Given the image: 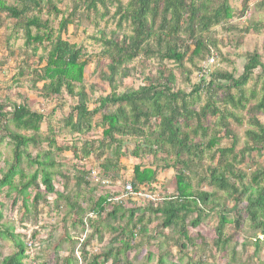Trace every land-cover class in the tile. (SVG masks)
<instances>
[{"label": "rangeland", "instance_id": "rangeland-1", "mask_svg": "<svg viewBox=\"0 0 264 264\" xmlns=\"http://www.w3.org/2000/svg\"><path fill=\"white\" fill-rule=\"evenodd\" d=\"M0 1L22 8L21 0ZM110 1L106 0V7L99 5L97 12H89L81 0H53L52 4L61 13L56 15L47 5V0H42L40 10L33 9L25 15L49 21L56 32L63 17L74 15V25L68 27L63 38L81 48L85 55L83 60L90 61L85 69L83 82L89 95L90 110L98 107L97 100L100 97L112 93L111 87L102 78L109 65V60L103 54L106 48L102 39L116 37L121 40L124 35L131 34L129 24L123 23L120 28V16L116 14L117 4ZM128 1L122 0V3L126 5ZM244 1L229 0L232 19L199 34L210 49L209 53L205 51L200 56L191 58L194 42L189 39L188 33H181L184 45L182 50L186 51L190 47L183 68L173 62L161 63L158 59L141 57L128 66L131 76L119 83L118 93L137 90L148 83L147 79L159 81L161 72L165 71V79L169 75H173L175 79L172 87L174 92L190 94L203 82H210L216 73H227L239 78L243 74L247 57L251 54L257 53L264 65V8L260 6V0H251L245 9ZM218 5V1L211 3L212 8ZM24 22L25 18L17 21L0 12V179L2 172H6L15 163V146L10 134L28 137L34 135L18 129L9 120L13 108L23 105L44 117L41 130L35 135L37 146H29L19 165L24 179L21 176L15 179L14 185L18 191H10V188L0 190V211L3 214L0 230L18 235L25 243L27 249L24 264H88L93 256L103 252H112L114 256L117 254V264H159L160 260L164 264H264V243L257 251L254 247L255 239L264 240V235L253 228L242 211L238 213L243 215L242 227L236 231L234 223L238 214L234 202L225 193L203 182L208 169L218 163L217 149H230L234 143V155L237 157L235 172L246 177L245 184L251 183L254 173L264 169V152L241 154L248 144L247 132L256 130L252 119L256 118L264 125V112H253L264 94V75L261 69L254 72L252 80L242 90L244 108H235L226 96L229 93L239 97L237 90H224L226 93L218 91V95L214 97L213 102L224 115L234 138L225 137L222 129L219 134L223 137L220 145L211 152L205 149V158L201 161L193 158L191 172L188 174L192 189L210 193L216 202L202 206L204 219L198 228L187 226L190 238L188 241L180 236L179 230L162 229L161 221L149 213L145 214L143 225L133 226L135 219L128 225L127 218L112 220L106 213L92 212L94 205L102 199L108 200L123 194L126 185L133 181V169L136 165L157 171L156 182L152 184L157 188L151 193L154 197L158 195L161 200H129L124 201L123 205L127 209L138 205L146 207L149 204L157 207L165 199L177 196L175 176L180 167L166 168L167 164L173 166L175 158L166 152H158L156 157L143 155L140 160L125 157L121 160L122 170L116 174L105 172L103 166L114 158L109 149L103 154L98 149L104 130L100 123L101 114L96 116L93 130L86 135L71 133L70 128L65 126V121L77 104V98L70 97L65 89L59 97H48L43 93L45 82L39 80V72L45 66L52 45L45 42L41 46L27 47L25 30L22 29ZM33 33L36 34L35 29ZM160 79L164 82L161 77ZM191 99L195 104L193 108L199 111L206 106L210 95L203 89L199 96L194 95ZM111 112L114 111H103L104 114ZM191 125L193 129L196 128V122H191ZM204 125L208 133L204 135L199 132L194 140L206 145L215 130H220L217 128L219 117L210 115ZM145 131V136L126 137L123 150L133 151L136 145L146 147L143 144L150 136L151 127ZM87 149H92L89 156L84 154ZM46 153L51 154L55 165L52 170L55 173L53 185L63 195V199L48 195L40 176L29 188L28 195L19 193L20 184L30 181V177L40 170L35 165L39 155L44 156ZM79 180L84 182L81 181L78 185ZM39 193L44 200L35 202L34 197ZM245 207L246 204L243 203L238 209ZM222 214L227 215L230 223L224 230L222 242H219L216 229ZM193 217L195 216L191 214L189 221ZM230 237L232 240L223 245L224 240ZM121 241L130 244L129 251L125 252ZM15 252L13 242L0 237V264Z\"/></svg>", "mask_w": 264, "mask_h": 264}, {"label": "trees", "instance_id": "trees-1", "mask_svg": "<svg viewBox=\"0 0 264 264\" xmlns=\"http://www.w3.org/2000/svg\"><path fill=\"white\" fill-rule=\"evenodd\" d=\"M41 1L21 0V9L0 1V12L6 13L11 19L17 21L25 18L22 29L25 30V45L27 47L41 46L45 42L52 45L45 60V66L39 72V80L45 82L42 91L48 97H59L65 89L70 97L77 98V104L65 121V126L70 128L71 133L86 135L93 130L96 116L101 114L100 123L104 130L103 140L99 142L98 149L102 151V154L106 149H109L114 158L109 159L103 166L105 172L109 171L116 174L122 170L121 160L125 157L140 160L146 155L156 157L158 152H166L175 158L173 166L167 164L166 168L180 167L175 176L177 196L165 199L157 207L149 204L146 207L138 205L136 208L127 209L123 205L124 201L121 204H116L102 199L94 205V208L91 209L92 212L106 213L112 220L127 218L128 225L135 219L133 226L136 224L143 225L146 218L145 214L149 213L161 221L162 229L179 230L180 236L189 241L187 226L198 228L204 219L202 206L216 202L210 193L192 189L193 186L188 174L191 172L193 158L201 161L205 158V149L211 152L217 145L219 146L223 138L219 135L222 129L225 132V137H233L224 115L213 102L214 97L218 95V91L237 90L240 93L239 97L236 98L229 93L226 96L235 108H244L242 101L245 98L241 94L243 88L252 80L254 72L258 68L264 75V65L260 56L254 53L247 57L243 74L239 78L236 79L227 73H216L210 82L207 84L203 82L202 85L192 91L194 93L190 94L182 91L174 92L172 87L175 79L173 75H169L165 79V71H162L160 76L164 82H161L159 77V81L147 79L148 83L137 90L118 93V88L119 83L131 76V70L128 66L141 57L148 60L158 59L161 63L173 62L183 68L190 47H187L186 51L182 50L184 45L181 33H188L189 39L194 42L191 58L200 56L205 51L209 53L210 49L199 34L208 32L212 27L232 19L229 0H129L126 5L122 3V0H111L110 3L117 4L116 14L120 16V28L123 23L129 24L131 34L124 35L121 40L116 37L110 40L102 39L106 48L103 54L109 60L108 71L103 73L102 78L109 84L112 93L100 97L97 100L98 107L94 110L89 108V95L83 85L85 69L90 61L89 59L83 60L85 55L81 48L63 38L68 27L74 25L72 19L74 15L63 17L56 32L50 26L49 21H43L37 16L25 17L33 9L40 10ZM52 1L47 0V5L56 15L61 14L52 4ZM81 1L89 12H97L99 5L106 7V0ZM213 1L219 2L215 8L211 7ZM250 1H244L245 9ZM260 6L264 8V0H260ZM33 29L36 30V34L33 33ZM203 89L208 92L210 99L205 107L196 111L193 108L195 104L191 98L194 95L199 96ZM254 110L253 112H264V94ZM103 111L114 112L104 114ZM210 115L219 117L217 128L220 130L216 128L217 130L206 145L196 143L194 137L199 132L204 135L208 133L204 123ZM1 116L6 118L3 114ZM43 119L41 114L32 112L26 106L20 105L13 108L9 120L18 129L31 132L34 135L28 137L21 134H10V139L15 146V163L6 172H2L0 190L10 188V191L13 189L18 191L14 181L18 176L24 179V174L19 165L29 146H37L35 135L40 132ZM252 120L256 130L247 132L248 144L241 152L242 156L246 153L264 152V125L256 118ZM191 122H196L195 129H193ZM149 127H151L150 136L144 140L145 144H143L146 147H142V149L140 145H136L133 151L126 152L123 150L126 137L145 136V130ZM91 150H84V154L89 156L92 153ZM217 153L219 154L218 163L215 167L208 169L203 182L207 183L209 187L225 193L226 197L234 202L237 214L239 211L245 213L253 228L264 235V169L254 173L251 183L245 184L246 177L242 173L235 172L234 163L237 162V157L234 155L235 143L230 149L218 148ZM50 156V153H46L44 156L39 155L37 158L39 160L35 162V165L40 170L30 177V181L20 184V194L28 195L29 188L40 176L41 184L48 195H55L59 199L64 198L53 185L55 173L52 170L55 165ZM156 178V170L136 165L133 169L131 185L136 192L151 193L156 191L157 187L152 186L156 182ZM81 181L84 182V180H79L77 184L80 185ZM42 200L44 198L40 193L34 197L35 202ZM243 203L246 204V207L238 209ZM120 213L122 215L117 217ZM138 214L140 217L137 218ZM191 214L195 217L189 221ZM242 216L241 213L237 215V220L234 223L236 231L242 227ZM2 220L3 214L0 211V224ZM150 222L151 220H149ZM228 223L230 220H228L227 215L222 214L216 229L219 242H222L224 238V230ZM0 237L10 239L16 248V252L4 258L2 264H24L27 248L19 236L7 230H0ZM230 240L232 237L224 240L223 245H227ZM121 243L124 242L121 241ZM263 243L264 240L256 238L254 242L255 251ZM123 246L125 252L129 251L130 244L128 242L124 243ZM181 247L183 248L184 245ZM118 257L117 254L114 256L112 252H103L93 256L88 264H108L110 261L112 264H117ZM159 264H164V261L160 260Z\"/></svg>", "mask_w": 264, "mask_h": 264}, {"label": "built area", "instance_id": "built-area-1", "mask_svg": "<svg viewBox=\"0 0 264 264\" xmlns=\"http://www.w3.org/2000/svg\"><path fill=\"white\" fill-rule=\"evenodd\" d=\"M140 199H149L153 201H160L158 195H155L146 191L136 192L131 184H127L124 188L123 194L119 197L109 198V203H118L121 204L123 201L127 200H140Z\"/></svg>", "mask_w": 264, "mask_h": 264}]
</instances>
